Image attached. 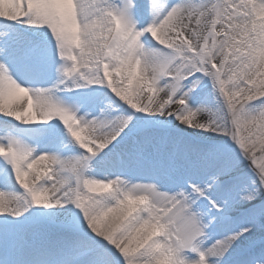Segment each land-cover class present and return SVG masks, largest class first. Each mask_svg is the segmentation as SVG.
Wrapping results in <instances>:
<instances>
[{
    "label": "snow or ice",
    "instance_id": "6c2138e0",
    "mask_svg": "<svg viewBox=\"0 0 264 264\" xmlns=\"http://www.w3.org/2000/svg\"><path fill=\"white\" fill-rule=\"evenodd\" d=\"M0 264H264V0H0Z\"/></svg>",
    "mask_w": 264,
    "mask_h": 264
}]
</instances>
